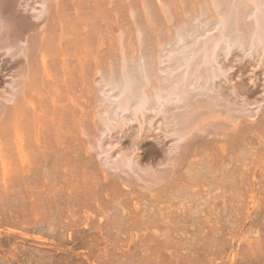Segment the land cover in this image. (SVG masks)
<instances>
[{
  "label": "bare ground",
  "instance_id": "obj_1",
  "mask_svg": "<svg viewBox=\"0 0 264 264\" xmlns=\"http://www.w3.org/2000/svg\"><path fill=\"white\" fill-rule=\"evenodd\" d=\"M235 51L258 57L264 72V0H0V151L12 142L14 172L35 163L60 169V149L80 148L79 135L89 137L99 115L100 137L96 146L87 143L99 154H107L103 134L134 122L131 154L151 138L158 163L173 169L149 172L139 156L120 149L112 168L124 174L123 184L151 188L177 174L189 156L209 150L222 157L225 143L264 125V111L244 121L258 112L249 109L253 92L241 97L228 87V97L220 88V61ZM111 95L118 116L103 103ZM98 102L105 105L99 115ZM165 140H173L167 152ZM71 161L62 162L68 177Z\"/></svg>",
  "mask_w": 264,
  "mask_h": 264
},
{
  "label": "rangeland",
  "instance_id": "obj_2",
  "mask_svg": "<svg viewBox=\"0 0 264 264\" xmlns=\"http://www.w3.org/2000/svg\"><path fill=\"white\" fill-rule=\"evenodd\" d=\"M237 53L220 61L228 68H221L220 88L228 97V87L241 97L253 92L248 107L258 112L244 120L253 123L264 111V72L258 57L247 60L246 53ZM228 59L231 63L225 66ZM110 97L103 103L109 101L107 109L116 116L118 98ZM103 103L94 108L98 115ZM99 116L89 137L79 135L80 148L69 154L60 149V169L35 163L29 171L19 166L25 170L19 168V175L11 161L13 144L4 141L8 149L0 151V264H264L263 124H255L247 137L225 143L222 157L209 150L189 156L174 178L170 175L150 188L135 180L137 186L123 184L126 177L114 171L112 160L117 151H127L139 156V164L149 172L169 170L170 165L159 164L160 157L152 154L154 141L148 138L131 154L133 122L105 131L101 146L108 155L99 154V148L87 146L93 140L96 146L100 137L104 115ZM171 143L165 140L162 150L169 151ZM67 157L73 160L69 177V167L62 165Z\"/></svg>",
  "mask_w": 264,
  "mask_h": 264
}]
</instances>
